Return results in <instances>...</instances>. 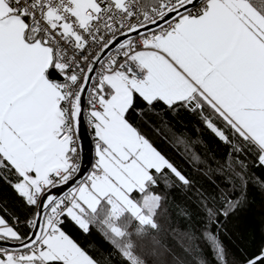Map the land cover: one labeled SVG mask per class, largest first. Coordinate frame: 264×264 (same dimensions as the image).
Wrapping results in <instances>:
<instances>
[{
	"label": "snow or ice",
	"instance_id": "obj_1",
	"mask_svg": "<svg viewBox=\"0 0 264 264\" xmlns=\"http://www.w3.org/2000/svg\"><path fill=\"white\" fill-rule=\"evenodd\" d=\"M181 113L228 148L193 153L221 177L211 188L153 142L148 117ZM82 122L95 141L83 175ZM248 155L264 166V0H0V182L26 210L0 211V264H163L172 191L201 221L180 233L198 264H264V243L237 257L221 239L248 202ZM68 223L108 249L94 255Z\"/></svg>",
	"mask_w": 264,
	"mask_h": 264
},
{
	"label": "trees",
	"instance_id": "obj_2",
	"mask_svg": "<svg viewBox=\"0 0 264 264\" xmlns=\"http://www.w3.org/2000/svg\"><path fill=\"white\" fill-rule=\"evenodd\" d=\"M148 119L158 129L151 133L155 146L176 165L208 188L212 187L213 179H221L215 174L203 175L201 169L206 166L193 163V153L202 159H208L211 154L223 161L228 152L227 146L218 142L207 129H204L196 117L181 113L178 117L166 116L164 120L154 115L149 116ZM241 159L246 160L249 174L252 177V182L247 187L248 202L243 209L228 218L225 228L221 230L224 245L237 257L241 255V250L251 251L264 243V190H261L259 183L264 181V166H260L253 155L241 157ZM209 162L211 163V160ZM162 189L161 185L158 191ZM169 196L168 212L161 219V223L166 230L162 241L170 251L165 252L161 260L163 264H198L199 253L194 244L181 239L180 233L192 231L198 235V229L193 225L199 226L201 221L199 218H194L192 222H189L179 212L177 205L182 200L179 193L172 191ZM0 211L9 217L16 213L23 218L26 214V210L14 192L2 182H0ZM65 227L82 246L94 255L98 254V250L108 249V244L97 230L93 229L89 235H85L71 223L66 224Z\"/></svg>",
	"mask_w": 264,
	"mask_h": 264
},
{
	"label": "water",
	"instance_id": "obj_3",
	"mask_svg": "<svg viewBox=\"0 0 264 264\" xmlns=\"http://www.w3.org/2000/svg\"><path fill=\"white\" fill-rule=\"evenodd\" d=\"M80 140L78 144H82V159H83V174L89 172L91 165L94 162V145L90 135V132L87 130L84 122H82L79 132Z\"/></svg>",
	"mask_w": 264,
	"mask_h": 264
},
{
	"label": "built area",
	"instance_id": "obj_4",
	"mask_svg": "<svg viewBox=\"0 0 264 264\" xmlns=\"http://www.w3.org/2000/svg\"><path fill=\"white\" fill-rule=\"evenodd\" d=\"M84 124H85L87 130L90 132V135H91V138H92V141H93V145H94L95 141H94V136H93L92 130H91V128H90L89 126H87L86 123H84ZM78 146H79V144H78ZM93 163H94V162H93ZM89 171H91V168H90Z\"/></svg>",
	"mask_w": 264,
	"mask_h": 264
},
{
	"label": "crops",
	"instance_id": "obj_5",
	"mask_svg": "<svg viewBox=\"0 0 264 264\" xmlns=\"http://www.w3.org/2000/svg\"><path fill=\"white\" fill-rule=\"evenodd\" d=\"M94 161H95V154H94Z\"/></svg>",
	"mask_w": 264,
	"mask_h": 264
}]
</instances>
